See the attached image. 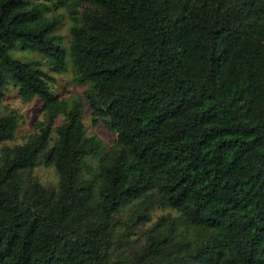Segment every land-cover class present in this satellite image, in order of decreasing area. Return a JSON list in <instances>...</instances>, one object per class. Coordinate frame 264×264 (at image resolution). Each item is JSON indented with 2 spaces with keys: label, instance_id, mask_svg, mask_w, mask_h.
I'll list each match as a JSON object with an SVG mask.
<instances>
[{
  "label": "trees",
  "instance_id": "16d2710c",
  "mask_svg": "<svg viewBox=\"0 0 264 264\" xmlns=\"http://www.w3.org/2000/svg\"><path fill=\"white\" fill-rule=\"evenodd\" d=\"M0 264H264V0H0Z\"/></svg>",
  "mask_w": 264,
  "mask_h": 264
},
{
  "label": "rangeland",
  "instance_id": "374dc122",
  "mask_svg": "<svg viewBox=\"0 0 264 264\" xmlns=\"http://www.w3.org/2000/svg\"><path fill=\"white\" fill-rule=\"evenodd\" d=\"M70 24L69 20L66 16L62 15L60 24L56 27L55 32L61 36L62 47L67 50L68 44V32L67 28ZM12 55L19 54V52L15 51L11 53ZM24 54V55H23ZM32 56L36 59H44L43 56L33 53L26 50H20L19 57L21 58H32ZM46 69V67L44 68ZM55 76V91L60 98H70L74 97L76 93L81 89L80 86L74 84L72 82V75L69 71L65 73H54ZM3 104L7 109H13L15 112L21 115L19 120V125L14 131V140L6 141V143L10 142H19L22 140V136L26 133L30 132L32 127L31 123L33 120L41 119V113L38 110L37 104L34 100L29 102H23L18 97L16 92V87L11 85H7L4 89L3 96ZM84 124L87 127V131L93 132L104 145H108L111 142V135L108 131L103 129L100 126L91 127L88 123V118L83 119ZM32 172L37 175L38 179L42 182H50L54 183L56 180V174L52 167L36 165L33 167Z\"/></svg>",
  "mask_w": 264,
  "mask_h": 264
}]
</instances>
